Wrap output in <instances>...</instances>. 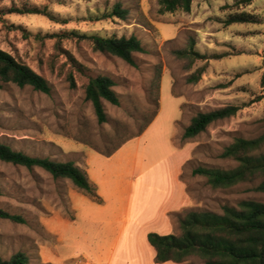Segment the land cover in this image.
Instances as JSON below:
<instances>
[{
    "label": "rangeland",
    "instance_id": "1",
    "mask_svg": "<svg viewBox=\"0 0 264 264\" xmlns=\"http://www.w3.org/2000/svg\"><path fill=\"white\" fill-rule=\"evenodd\" d=\"M117 3L129 12L125 20H88ZM34 8L50 17L10 12ZM160 9V0H0V49L51 86L50 94L14 84L0 89V142L32 157L74 162L87 172L103 201L40 168L0 161V208L26 221L0 220L2 259L23 252L29 264H106L130 205L133 178L145 174L152 185L138 191L133 216L140 208H152L155 201L157 211L161 204L176 209L182 198L178 199L174 174L181 172L184 205L169 214L177 234L179 218L190 211L222 213L224 206L244 200L264 203V193L254 190L260 181L215 189L204 176L192 174L200 166L236 168V161L220 157L224 149L237 138L264 135V0H194L190 13L163 14ZM236 13L250 14L255 22L227 26L225 21ZM73 31L136 36L146 52L135 54L132 66L95 51ZM190 39L206 59L178 55L188 49ZM198 69L204 70L200 80L189 82ZM97 76L113 79L120 99L119 106L104 102V124L98 123L86 100L89 79ZM226 106H237V115L195 138L182 139L195 115ZM157 107L156 119L132 139ZM126 140L130 141L113 157L103 155ZM185 158L183 167L178 165ZM163 173L170 176L172 188L153 193L154 178ZM147 231L173 233L154 225H147L142 235ZM138 241L145 244L146 261L154 251L146 237ZM184 264L206 262L193 255Z\"/></svg>",
    "mask_w": 264,
    "mask_h": 264
},
{
    "label": "trees",
    "instance_id": "2",
    "mask_svg": "<svg viewBox=\"0 0 264 264\" xmlns=\"http://www.w3.org/2000/svg\"><path fill=\"white\" fill-rule=\"evenodd\" d=\"M193 2L194 0H160V10L163 14L178 11L190 13ZM10 12L44 14L50 17L47 11L36 8L11 9ZM128 14V10L121 3H117L111 11L90 17L88 20L92 22L112 18L125 20ZM254 22L252 15L236 13L230 15L225 24L230 26ZM71 34L80 40L91 42L95 51L118 57L132 66H136L135 54L146 52L141 40L136 36L119 38L75 31ZM178 55L192 60L206 59V55L195 50L194 39H190L188 49L179 51ZM203 72V69H198L190 77L189 82H198ZM7 84H14L21 88L32 87L45 94L51 92V86L45 78L10 53L0 49V89ZM72 86H75L73 80ZM114 86V80L107 76L90 78L86 86V100L91 102L99 124H104L108 120L104 102L114 106L120 105V99ZM238 111L237 106H226L209 112H200L191 119L190 124L184 130L182 139L195 138L206 132L211 125L236 116ZM158 114L159 107L145 123L143 129L132 139L141 136ZM128 141L130 140L124 141L112 153L103 155L111 157ZM220 157L236 161L238 166L227 171L200 166L193 169L192 174L204 176L208 184L215 189L232 188L241 183L260 181L254 190L264 193V135L255 139L237 138L224 149ZM0 161L29 170L40 168L56 180L71 181L86 195L98 202H103L97 194L96 187L90 182L87 172L74 162H58L49 158L32 157L1 142ZM172 215L179 216L178 213ZM0 220H9L14 223L26 222L22 216L11 214L1 208ZM179 227L180 234L173 232L170 235H160L150 232L147 235L148 243L156 254L155 264L168 262L184 264L193 255L203 258L206 264H264V203L262 202L244 200L236 206H224L222 213L206 210L190 211L183 218H179ZM0 264H29V260L23 252H18L9 260L0 257Z\"/></svg>",
    "mask_w": 264,
    "mask_h": 264
},
{
    "label": "crops",
    "instance_id": "3",
    "mask_svg": "<svg viewBox=\"0 0 264 264\" xmlns=\"http://www.w3.org/2000/svg\"><path fill=\"white\" fill-rule=\"evenodd\" d=\"M177 152L179 154L183 153L180 150H178ZM177 152L175 154L178 155ZM187 160H188V158H185V160L184 159L180 160L178 165L183 167V165L185 164V162ZM87 162L90 163V160L88 158H87ZM87 167H88V164H87ZM158 168H160V167H158ZM174 175H176L177 188L179 190V192H178L179 198L178 199L182 198L181 199L182 203L179 202V204L177 205L178 207L176 206L177 207L176 209L171 208V207L166 208V207H163L164 204H161L159 211H157V209H155V207H154L155 205H157L156 204L157 201H155V204L150 209L140 208L139 212H141V213H139V214L137 213V216L132 215L133 208H134V205L136 203L135 198L137 196V193H138V191H141L142 188H144V187H147L146 189H148V187H150L152 184H151V180L148 178L147 174L141 176L139 179L133 178V187H132V191H131L130 205H128V207H127V212H126V215L124 216V219L122 221L120 232L116 238L114 245L111 248V256L108 259V262L106 264H155L154 258H155L156 254H155L154 249L150 246L152 248V250L154 251V254L149 253L147 256L148 258L145 261V258L143 255L144 254L143 249L145 248V244L144 243L140 244V242L138 241V237L142 238V236H143V238L144 237L147 238V235L150 233L149 232L150 230L147 232H144L142 235L143 229L147 225L148 226L154 225V227L156 229H163V228L166 229L167 228L168 230L173 232V225H172V222L170 221L169 214L171 212L178 211L183 207L184 201H185V196H186L184 185L180 181L181 172L178 170V172ZM154 179H155L154 187L151 188L153 193L159 192L160 190L164 192L167 188H172V185L170 184V182H171L170 176H168V178H167L165 173H163L159 176H156ZM140 182H141V184H140ZM151 204H152V201H151ZM148 205L150 206V203H148ZM141 206H143V205H141ZM145 210H149L148 215L145 214ZM160 235H162V234H160ZM146 251H147V249H146ZM170 263H172V262H168L165 264H170Z\"/></svg>",
    "mask_w": 264,
    "mask_h": 264
}]
</instances>
